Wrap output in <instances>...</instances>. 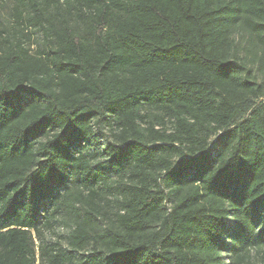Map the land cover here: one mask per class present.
<instances>
[{
    "label": "trees",
    "instance_id": "obj_1",
    "mask_svg": "<svg viewBox=\"0 0 264 264\" xmlns=\"http://www.w3.org/2000/svg\"><path fill=\"white\" fill-rule=\"evenodd\" d=\"M15 1L17 24L45 47L0 44V264L36 263L33 231L73 171L89 213L99 191L116 192L114 224L93 236L78 222L70 250L40 248L46 264H225L229 231L234 258L252 264L264 244V89L233 31L264 48V0ZM73 9L92 19L89 38L67 21ZM145 109L173 132L144 126ZM104 121L113 140L93 168L82 151Z\"/></svg>",
    "mask_w": 264,
    "mask_h": 264
},
{
    "label": "rangeland",
    "instance_id": "obj_2",
    "mask_svg": "<svg viewBox=\"0 0 264 264\" xmlns=\"http://www.w3.org/2000/svg\"><path fill=\"white\" fill-rule=\"evenodd\" d=\"M16 1L15 0H0V44L4 43L3 38H8L10 42H15L14 38L25 40L31 52L35 54L36 50L45 47L43 32L34 26L21 28L15 19ZM53 19L59 23V13L55 12ZM67 21L71 24L76 33L81 37L90 36V23L92 21L87 15L85 19H81L78 11L73 9L72 14L66 15ZM236 46L235 54L239 58H243L248 63L252 73L256 76L257 81L264 89V48L257 42L256 38L248 32L238 27L233 31ZM264 97L262 98V100ZM257 103H259L257 101ZM144 113L148 115L144 126L154 124L156 129H167L168 133L173 132L174 125L168 116H165L162 121V112L160 110L145 109ZM102 128H96L97 136L82 153L89 155V161L93 168H100V164L107 159L104 154L109 142L113 140L111 127L106 121L102 124ZM215 136L210 139V148L217 150V142ZM181 157L176 156L173 161L177 163ZM81 170V169H80ZM109 183H116L120 180V176L109 174ZM80 184L77 182L75 172L69 175V179L63 187L58 189L60 197L53 204L48 201L49 207L48 216L49 222L43 220L40 226V233L33 231L34 245L39 247L36 250V263L46 264L41 255V247L50 245L54 248L71 249L69 239L72 232L75 230L78 222H84L91 235L97 236L104 234L114 224L115 213L118 208L115 203H110L115 200L116 192L113 189H104L99 191L95 197V208L89 213L90 207L84 206L76 201V191L81 190ZM86 193V192H85ZM72 204V206H71ZM77 208L78 211H76ZM53 214L51 215V213ZM230 227L233 226L234 220L232 217L227 219ZM230 231L226 234L227 247L221 252V256L225 264H239L231 252ZM93 248V243L85 246L84 250L75 253L78 260H82L84 255H89ZM252 264H264V244L256 243L250 251Z\"/></svg>",
    "mask_w": 264,
    "mask_h": 264
}]
</instances>
